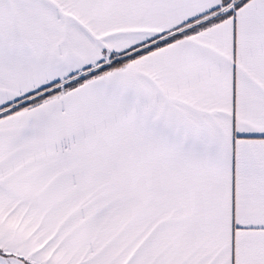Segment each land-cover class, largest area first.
<instances>
[{"label":"snow or ice","instance_id":"1","mask_svg":"<svg viewBox=\"0 0 264 264\" xmlns=\"http://www.w3.org/2000/svg\"><path fill=\"white\" fill-rule=\"evenodd\" d=\"M0 264H264V0H0Z\"/></svg>","mask_w":264,"mask_h":264}]
</instances>
